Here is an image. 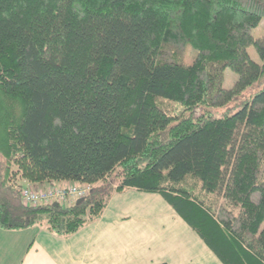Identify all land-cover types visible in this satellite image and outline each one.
<instances>
[{
  "label": "trees",
  "instance_id": "16d2710c",
  "mask_svg": "<svg viewBox=\"0 0 264 264\" xmlns=\"http://www.w3.org/2000/svg\"><path fill=\"white\" fill-rule=\"evenodd\" d=\"M263 19L264 0H0V227L70 235L133 187L224 264H264V86L233 113L190 115L264 79ZM18 176L94 186L28 205Z\"/></svg>",
  "mask_w": 264,
  "mask_h": 264
},
{
  "label": "crops",
  "instance_id": "0c3cea01",
  "mask_svg": "<svg viewBox=\"0 0 264 264\" xmlns=\"http://www.w3.org/2000/svg\"><path fill=\"white\" fill-rule=\"evenodd\" d=\"M141 192L133 187L115 192L99 219L70 235L45 224L19 229L24 233L17 235L29 237L18 264H224L162 195Z\"/></svg>",
  "mask_w": 264,
  "mask_h": 264
},
{
  "label": "rangeland",
  "instance_id": "374dc122",
  "mask_svg": "<svg viewBox=\"0 0 264 264\" xmlns=\"http://www.w3.org/2000/svg\"><path fill=\"white\" fill-rule=\"evenodd\" d=\"M252 34L254 37L264 36V19L261 21V23L256 28L253 29ZM248 51L253 60L259 63L262 61L254 46H250ZM186 57L188 61L191 60L192 58L191 48H188L186 50ZM237 79H238V74L235 71H233L231 68H227L225 71V79H224V84H223L224 87L232 88L235 85ZM262 86H264V79H262L258 84L251 86L248 90H246L243 93L242 96H240L239 98L235 99L234 101H232L231 103L225 106L209 109L204 112L202 109H196L194 110V112H191L190 115H193L194 118H197V117H200L202 113L207 116H212V117H218V116H222L227 113H233L237 109L240 108L242 103L248 97H250L251 94H254L255 92H257L258 89ZM168 106L170 107V109H173L174 113H179L183 109V106L178 105V104L169 103ZM16 181L18 183L23 184V186L29 185L26 181H24V179L21 176H18L16 178ZM131 191L140 193L134 189ZM198 192L200 193L199 187H198ZM141 193L144 195L145 194L149 195L148 192L146 193L141 192ZM153 194L154 193H152L151 195ZM73 201L74 199H70L69 201H66L64 204H71L73 203ZM263 226H264V223H263ZM157 229L159 228L157 227ZM167 229H171L170 226ZM0 231L2 232V234L0 235V264H18L21 259L22 251H24L27 246V241H28L27 239L29 237L28 236L29 234H24V238H23L17 234L24 233V230H19V231L14 232L15 230L2 229Z\"/></svg>",
  "mask_w": 264,
  "mask_h": 264
},
{
  "label": "built area",
  "instance_id": "2783aa9c",
  "mask_svg": "<svg viewBox=\"0 0 264 264\" xmlns=\"http://www.w3.org/2000/svg\"><path fill=\"white\" fill-rule=\"evenodd\" d=\"M91 183H69L66 185L34 187L31 185L22 187V198L28 205L48 204L54 201L64 203L70 199L74 201L85 197L92 189Z\"/></svg>",
  "mask_w": 264,
  "mask_h": 264
},
{
  "label": "water",
  "instance_id": "95a60500",
  "mask_svg": "<svg viewBox=\"0 0 264 264\" xmlns=\"http://www.w3.org/2000/svg\"><path fill=\"white\" fill-rule=\"evenodd\" d=\"M82 200H84V198H79V199H78V202H80V201H82Z\"/></svg>",
  "mask_w": 264,
  "mask_h": 264
}]
</instances>
